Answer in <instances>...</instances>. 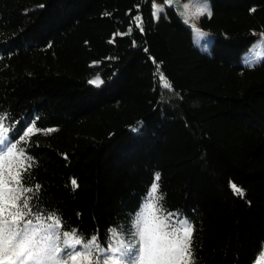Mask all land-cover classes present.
Here are the masks:
<instances>
[{
  "label": "trees",
  "instance_id": "16d2710c",
  "mask_svg": "<svg viewBox=\"0 0 264 264\" xmlns=\"http://www.w3.org/2000/svg\"><path fill=\"white\" fill-rule=\"evenodd\" d=\"M209 1L202 48L154 0H0V123L31 160L34 211L102 247L131 240L159 173L171 223L194 227L195 264H264V56L242 62L264 0Z\"/></svg>",
  "mask_w": 264,
  "mask_h": 264
},
{
  "label": "snow or ice",
  "instance_id": "6c2138e0",
  "mask_svg": "<svg viewBox=\"0 0 264 264\" xmlns=\"http://www.w3.org/2000/svg\"><path fill=\"white\" fill-rule=\"evenodd\" d=\"M166 2L172 4L178 0ZM162 7L157 6L154 13L157 18ZM211 14L206 4L192 13L196 17ZM181 15L188 22L186 13ZM137 25L142 31L141 18H137ZM160 79L164 87L171 88L162 73ZM89 83L99 87L103 80L97 77ZM4 119L0 115V121ZM7 132L0 123V264H195L194 227L187 219L171 223L174 214L165 212L161 203L159 173L155 174L133 220L132 239L110 240L107 247H102L98 235L85 238L75 229L62 231L64 225L58 214L33 210L31 201L40 185L25 186L24 175L31 167V160L19 142L10 140ZM33 132L34 126L28 127L19 141ZM71 184L73 188L78 187L75 179ZM230 187L235 194L243 196V189L238 185L231 183Z\"/></svg>",
  "mask_w": 264,
  "mask_h": 264
},
{
  "label": "rangeland",
  "instance_id": "374dc122",
  "mask_svg": "<svg viewBox=\"0 0 264 264\" xmlns=\"http://www.w3.org/2000/svg\"><path fill=\"white\" fill-rule=\"evenodd\" d=\"M154 13L157 11V6H163L162 10H160V14L163 13L168 6H172L175 8L176 12L185 20V17L181 15V13H186L188 22L187 24L192 29V38L195 45L199 47H208L211 42L212 35L210 32L203 30L200 27V18L202 16L196 17L193 16L192 13L195 11L197 7L204 6L205 4L210 8L209 0H178V2H174L172 4H168L166 0H154ZM159 14V17H160ZM156 17V15H155ZM195 25V27H193ZM264 56V34L259 33L257 38L251 45L245 50L242 56V62L244 64L253 65L260 61ZM92 78V80L96 79Z\"/></svg>",
  "mask_w": 264,
  "mask_h": 264
}]
</instances>
